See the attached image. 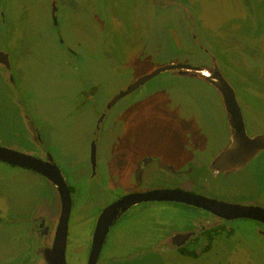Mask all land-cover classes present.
Wrapping results in <instances>:
<instances>
[{
	"label": "rangeland",
	"instance_id": "obj_1",
	"mask_svg": "<svg viewBox=\"0 0 264 264\" xmlns=\"http://www.w3.org/2000/svg\"><path fill=\"white\" fill-rule=\"evenodd\" d=\"M248 1L247 6L244 0H0V16L4 20L3 25L0 17V32L9 53L12 73L10 86V82L3 80L5 72L0 70V145L22 153L31 152L32 138L26 131L32 130L33 123L42 146L71 188L66 264L86 263L97 207L121 196L124 191L117 188L121 187L118 184L129 187V165H134L139 155L154 156L161 162H185L186 154L178 150L176 140L185 136L184 128L190 129L189 124L184 125L192 119L183 118L192 115L186 105L197 102L208 110L206 117L221 116L214 101L206 107V98H201L203 90L192 79L173 80L162 75L148 82L125 99L121 103L124 106L114 108L102 125L97 138V162L100 167L101 159L108 160V175L112 180L108 182L112 189L104 194L96 181L85 177L89 126L97 109L96 94L91 100L78 95L74 80L87 78L92 81L86 88L87 83L82 82L83 89L97 85L104 91L107 83L124 88L133 77L147 69L136 59L145 41L137 34L142 28L151 27L155 20L161 25L165 21L167 24L179 9L177 13L182 18L186 15L191 28L215 56L243 116L253 123L254 130L247 126L245 119L246 135L264 134V0ZM52 3L58 9L57 17L61 18L58 29L50 19ZM155 5H159L158 11ZM56 32L66 47L58 44ZM177 33L173 36L174 42L187 35L183 25ZM74 38L76 46H84L77 51L80 55L77 58L72 57L75 48L68 42ZM182 49L189 50L185 45ZM190 59L191 55H185L174 62L185 64L191 62ZM65 61L71 67H67ZM113 86L109 85L108 89ZM178 119L185 120L179 124L180 132L176 124ZM226 139L224 128L215 131L213 139L210 137L208 141L209 145L213 141V151L209 148L211 156L225 148ZM201 154L205 156L206 149ZM249 164L243 165L240 171L215 178L201 166L176 179L153 165L146 175L154 179L147 181L146 187L152 184L156 187L158 183L153 182L164 177L201 196L264 207V151ZM11 208H23V214L28 209L33 212L36 209L37 214L31 217L43 213L52 220L59 208L57 193L39 175L0 163V210L16 220L12 224L0 221V263L5 255L19 251L16 242L20 249L28 248L27 242L20 243L17 239L29 237L27 230L21 236L28 226L22 221L29 220L13 217L16 212L9 211ZM179 212L182 208L164 204L135 207L111 229V235L119 240L133 238L143 242L147 225L156 221L176 223ZM247 225L240 221L228 224L226 234L229 230L235 233L230 239L219 242L206 256L192 258L172 251H148L129 259L102 263L101 253L98 264H264V242L249 232ZM26 254L21 259L28 261L29 256L34 255L33 251L27 257ZM30 259L33 264H42L35 256Z\"/></svg>",
	"mask_w": 264,
	"mask_h": 264
},
{
	"label": "flooded vegetation",
	"instance_id": "obj_2",
	"mask_svg": "<svg viewBox=\"0 0 264 264\" xmlns=\"http://www.w3.org/2000/svg\"><path fill=\"white\" fill-rule=\"evenodd\" d=\"M241 0H238L240 2ZM248 6V0H244ZM161 6V5H160ZM250 7V5H249ZM154 8L158 11L159 5H155ZM251 8V7H250ZM57 8H54V3L51 4L50 8V19L51 23L54 22V27L58 29V19H61L60 17H57ZM179 10V9H178ZM177 9L174 12V16L172 20H170L167 24L166 21L161 25V22L159 23L157 20L152 22L151 27L142 28V31H140L138 36H142L141 39H145L144 43L142 44V47L139 48V55L136 58L140 63H144L147 66V69L143 70L141 74L137 77H133L130 82L127 83L124 88H119V84H116L113 86L112 83H107L106 88L104 91H101V88L99 86L95 85V87H90L89 89H83L82 82L87 83L84 88L89 86V81L87 78H80L79 80H74L73 84L76 86L75 92L80 95H84L89 100L94 98V93L96 94V107L97 109L94 112V120L91 122L92 125L89 126V149H88V158H87V164H86V175L87 180L91 181L94 180L99 185L102 191H104V194L109 193L112 189L109 187L110 181H112L108 175V160L106 158L101 159V165L99 167L97 162V154H96V147H97V138H99V134L102 131V125L104 121H106L107 116L110 115L112 110L116 107H122L124 104H121L125 99L130 97L131 95L136 94L141 87H144L148 82L155 80L159 76L165 75L166 77H169L170 79H192L196 81L197 85L203 90V97H201L200 93L199 96L201 98H206L208 107L209 102H215L220 110H221V116L217 114H212L209 118L205 115L208 114V110L206 111L203 106L200 107L194 103L186 105V108L189 109V111H192L191 117H183L185 120L192 118L190 121L186 122L185 120L178 119L176 121L177 126L181 124V121L184 122V125L189 124L190 129L184 128V137H180L178 140H176L178 150L182 153L186 154L185 162L183 163H174L168 160H164L161 162L157 157L154 156H138L135 164H130V170L128 172V180L129 187L123 184H118L117 188H123L124 192H122L121 196L117 197L111 202L101 204L97 207V211L95 215L93 216V225H92V233L89 240V253L92 249L93 243H94V236L97 233L98 229V220L99 217L103 214L104 210L108 207L112 206L116 202L120 201L122 198H124L127 195L131 194H146L148 192L152 191H179V192H186L198 197H206L208 200H213L215 202H219L221 204H227L231 206H243V207H254L259 210H256V217L253 218L252 216L249 217H241L239 216L243 212H232L231 210L227 208H221L216 207L214 205L216 204H210V203H204L201 204H192V203H185V202H179V201H164V200H148V201H141L137 203H128L124 205H131L123 214L120 215V217L113 223V225L109 228L108 233L104 237V240L102 241V245L99 250V255L97 259V264L99 257L102 253V263L103 262H112L114 260H120V259H129L130 257L139 256L138 254L145 253L148 251H154V252H164V251H172L175 253H181L180 256H189V257H202L206 256V254H210V252H213V248L219 243L224 241V239H230L231 235H233L235 232L232 230H229V232L226 234L227 225L232 224L234 221H240L244 224H248L247 228L248 231L253 233L255 236L259 237L262 242H264V207L260 205H242L238 204L236 202H221L217 200V198H210L208 196H201L200 194H196L190 190H185L183 187H181V184H174L171 182V179H167L162 177V179H158L157 181L153 183H158L156 187L152 184V187H146L147 181H152L154 177L147 176V172L150 167L153 165H156L157 169L159 171L165 172L169 176L179 177V175H189L192 172L193 168H198L201 166H204L207 168L206 170L210 172V174L215 178L218 175H227L231 172H237L240 171L241 167L243 165H247L256 158L260 157V154L263 150L259 151L254 157H252L249 161L243 163L241 166H238L236 168H229L227 170H217L213 168V162L215 158L219 155V153L225 151L228 149L232 142V136L234 135V130L230 127V114L227 113L224 102L222 99V96L220 92L210 83L209 80H213L211 76L214 72H219L221 74L219 65L217 63V60L215 56H212L209 52L208 48L204 45L202 42V38L196 34V32L192 29L190 21L186 18V15L182 16L177 13ZM181 11V10H179ZM156 14V13H155ZM181 16V17H178ZM156 16V15H154ZM1 17V16H0ZM53 19V20H52ZM57 19V20H56ZM187 21V23H186ZM1 22L4 25V20L1 17ZM53 24V23H52ZM182 25L185 27L186 36L179 38L178 41L174 42L173 36L177 31H180L182 28ZM192 27V28H191ZM163 29V32H160ZM178 34V33H177ZM56 35L59 39L58 44L61 47H66L64 45V40H61V36L59 35V32H56ZM165 35V37H163ZM70 40V39H69ZM69 44L73 46L75 49V52L73 53L72 57H80V55L77 54V51H80V47H84L82 45L76 46L75 43L77 42L74 38V41L70 40ZM64 41V42H63ZM0 42L3 44H0V70L5 72V78L3 79L6 83L10 82V86L12 85V73L11 72V65L9 62V53L7 49H5V43L3 40V36L0 32ZM183 45L186 46V48H189L187 51H183L182 47ZM63 49V48H62ZM70 52V49H69ZM72 53V52H71ZM185 55H191V59L187 63H181V62H174L175 60L183 58ZM82 57V56H81ZM92 60V59H91ZM90 63V62H88ZM186 65L191 68H199V71H187L186 74H178L177 69L173 70H166L164 72H160L157 75L151 77L148 79L144 84L139 85L135 90H133L130 94L114 100L115 97L119 95L120 92L126 91L127 87L130 86L132 83H135L139 78L151 75L154 71H156L159 68H163L165 66H175V65ZM65 65L67 67H71V65L65 61ZM75 69V68H73ZM182 72H185V70H181ZM4 74V73H2ZM132 75V74H131ZM133 76V75H132ZM222 76V74H221ZM223 77V76H222ZM87 79V80H84ZM86 81V82H84ZM226 81V80H225ZM227 82V81H226ZM72 84V83H71ZM70 84V86H71ZM112 85V89H108V86ZM229 85V84H228ZM230 86V85H229ZM201 89L198 91L200 92ZM233 90V89H232ZM204 91L205 94H204ZM105 93V94H103ZM234 93V91H233ZM235 96V93H234ZM236 103L237 99L235 96ZM126 103V102H125ZM112 104V105H111ZM200 104V103H198ZM110 105V106H109ZM193 105V109H192ZM239 106V104H238ZM240 108V106H239ZM241 111V108H240ZM242 116V121L244 124L245 129V119L247 122V126L250 129L254 130L253 123L250 121L246 115ZM27 120L29 121L28 117ZM25 124L27 121H24ZM31 122L29 121V124ZM33 123H31L32 130L28 128L29 132L26 133L32 138V150L31 152H18L15 149H12L11 147L1 146L2 148L15 151L20 154L31 156L35 159H38L43 162H47L48 165H56L53 161L51 155L48 153L47 150L42 146L39 134L37 130L32 126ZM225 129L227 133V139L225 142V148L217 153L216 155L211 156L212 153H210L209 148L211 150L213 146V141L209 145L208 141L210 140V137H214L215 131L219 129ZM178 132H180L182 129L180 126L178 127ZM246 133V130H245ZM180 134V133H179ZM124 135V134H123ZM257 135H261L260 133L254 132V134L248 138H253ZM209 146V147H208ZM223 146V147H224ZM206 149L205 156L202 153ZM213 151V150H211ZM94 152V157L92 156V153ZM211 156V157H210ZM207 157H210L208 160H206ZM180 161V160H178ZM1 164L14 167L16 169H22L14 165L7 164L5 162L0 161ZM200 163V166L197 164ZM46 164V165H47ZM250 165V164H249ZM248 165V166H249ZM57 166V165H56ZM247 167V166H246ZM245 167V168H246ZM58 168V167H57ZM25 170V169H22ZM31 171V170H26ZM43 179H45L48 184L53 187V189L56 191L55 187L52 185V183L49 182L47 178L40 175L37 172L31 171ZM240 173V172H238ZM61 174V173H60ZM236 174V173H235ZM63 179V178H62ZM65 182V181H64ZM115 183V182H114ZM113 183V185H114ZM66 184V183H65ZM68 188V191L70 193V198L72 194L71 188L66 185ZM57 193V192H56ZM102 194V192H100ZM58 202H59V208L57 211V214L52 220L45 216V214L41 213L38 214L35 217H31L33 214H37L38 210L35 209V212L31 211L30 209L27 210L25 214H23L22 209L23 208H11L9 211L13 212L15 211L16 214L13 216L15 218H22L25 217L29 220V222L22 221L24 224L28 225L23 229V233H21V236L24 234V232L27 230L29 237L25 239H17L20 240L19 242L25 243L27 242L26 250L20 249L19 243L16 242L15 246L18 248V252L13 255H5L4 258L1 259L0 264H33V260L30 258H33L35 256L38 258L42 264H46L43 257L45 256V253H47V249H49L52 246L53 238L55 235L56 228L58 226V222L61 215V205L59 196ZM155 204H164L166 206L178 207L182 208V212H179L178 219L176 223L172 222H162L159 221V223L154 222L153 224L147 225V231H146V240L143 242L137 241V239H133L131 241H124L119 240L117 237H113L111 235V229L119 223V221L123 218V216L131 209L141 206V205H155ZM194 205H205V208L197 207ZM71 206H72V199H71ZM71 212V209H70ZM29 214V215H28ZM70 217V213H69ZM68 217V222H69ZM0 221H6L7 223H13V221H16L15 219H12L11 217L6 216L5 212L0 210ZM68 225V223H67ZM68 234V229H67ZM201 239V240H200ZM200 240V242H199ZM192 242H198L194 244L193 246L186 247L188 244ZM200 243V244H199ZM249 244V243H248ZM199 245V246H198ZM264 250V249H263ZM33 251L34 255H30V253ZM66 251V248H65ZM30 252V253H28ZM28 253V254H26ZM24 254L27 257L29 256L28 261L23 258L21 259ZM18 255V259L17 258ZM87 257V261H88ZM87 261L85 264H87Z\"/></svg>",
	"mask_w": 264,
	"mask_h": 264
},
{
	"label": "water",
	"instance_id": "obj_3",
	"mask_svg": "<svg viewBox=\"0 0 264 264\" xmlns=\"http://www.w3.org/2000/svg\"><path fill=\"white\" fill-rule=\"evenodd\" d=\"M173 69H177L178 74H186L187 71L190 70L199 71V68H191L189 66L181 64L159 68L151 75L139 78L135 83H132L130 86H128L126 91L120 92L114 100L120 99L130 94L139 85L144 84L148 79L157 75L158 73ZM181 70H185V72H182ZM211 78H213V80L209 81L220 92L224 102V107L227 113L230 114V127L234 130V135L232 136L230 147L225 151L219 153V155L213 162V168L217 170H219L220 168L222 170L236 168L249 161L259 151L264 149V134L257 135L251 139L246 136L241 111L238 104L236 103L232 88L228 85V83L219 72H214ZM92 156L94 157V152L92 153ZM0 161L25 170L37 172L47 178L49 182L52 183V185L55 187L60 200L61 215L55 231L52 246L47 249V253H45L43 259L45 260L46 264H66L65 248L68 229L67 223L71 209V198L68 188L60 175L59 169L54 164L50 166L47 164V162H43L31 156L20 154L2 147H0ZM148 200L179 201L189 204H201L202 202L216 204L214 206L227 208L232 212H243L239 215L241 217L252 216L253 218H255L256 210H259L254 207L221 204L213 200H208L203 197H198L189 193L179 191L157 190L148 192L146 194L127 195L120 201L105 209L103 214L99 217L97 233L94 236V243L90 251L87 264H97L99 250L104 237L109 231V228L120 217V215L123 214V212H125V210H127L131 206L124 204H132ZM194 206L205 208V205Z\"/></svg>",
	"mask_w": 264,
	"mask_h": 264
},
{
	"label": "trees",
	"instance_id": "obj_4",
	"mask_svg": "<svg viewBox=\"0 0 264 264\" xmlns=\"http://www.w3.org/2000/svg\"><path fill=\"white\" fill-rule=\"evenodd\" d=\"M192 258H196V257L192 256Z\"/></svg>",
	"mask_w": 264,
	"mask_h": 264
}]
</instances>
